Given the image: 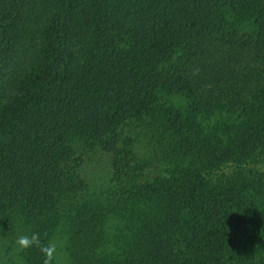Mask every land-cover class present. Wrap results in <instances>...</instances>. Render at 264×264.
<instances>
[{
  "label": "trees",
  "instance_id": "16d2710c",
  "mask_svg": "<svg viewBox=\"0 0 264 264\" xmlns=\"http://www.w3.org/2000/svg\"><path fill=\"white\" fill-rule=\"evenodd\" d=\"M32 233L52 264L260 263L264 0H0V235Z\"/></svg>",
  "mask_w": 264,
  "mask_h": 264
},
{
  "label": "rangeland",
  "instance_id": "374dc122",
  "mask_svg": "<svg viewBox=\"0 0 264 264\" xmlns=\"http://www.w3.org/2000/svg\"><path fill=\"white\" fill-rule=\"evenodd\" d=\"M92 160L83 165L85 175H87L91 186H98V190L104 191L109 185H112L110 181V164L109 158L106 154L98 153L97 156H93ZM0 235V264H21V258L19 256V246L15 243L17 237ZM60 242L55 241V246L58 248ZM63 253L61 250L56 252L57 258ZM259 264H264V258Z\"/></svg>",
  "mask_w": 264,
  "mask_h": 264
},
{
  "label": "clouds",
  "instance_id": "9594fccd",
  "mask_svg": "<svg viewBox=\"0 0 264 264\" xmlns=\"http://www.w3.org/2000/svg\"><path fill=\"white\" fill-rule=\"evenodd\" d=\"M15 243L19 246L20 249H27L33 245L40 248V251L44 254L43 264H52L56 246L55 244L42 245L38 233H32L31 235H20L17 237Z\"/></svg>",
  "mask_w": 264,
  "mask_h": 264
}]
</instances>
